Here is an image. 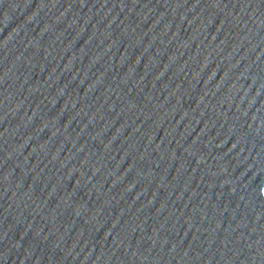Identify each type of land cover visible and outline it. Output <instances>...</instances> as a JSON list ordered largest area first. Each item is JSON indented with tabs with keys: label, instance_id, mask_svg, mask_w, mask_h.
Here are the masks:
<instances>
[{
	"label": "water",
	"instance_id": "95a60500",
	"mask_svg": "<svg viewBox=\"0 0 264 264\" xmlns=\"http://www.w3.org/2000/svg\"><path fill=\"white\" fill-rule=\"evenodd\" d=\"M0 264H264V0H0Z\"/></svg>",
	"mask_w": 264,
	"mask_h": 264
}]
</instances>
